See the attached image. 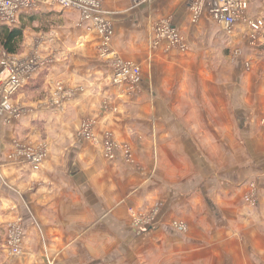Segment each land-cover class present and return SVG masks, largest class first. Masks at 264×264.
<instances>
[{"label": "clouds", "instance_id": "clouds-1", "mask_svg": "<svg viewBox=\"0 0 264 264\" xmlns=\"http://www.w3.org/2000/svg\"><path fill=\"white\" fill-rule=\"evenodd\" d=\"M89 2L85 12L75 0H33L37 18L14 49L0 43V264H31L42 225L21 245L17 217L32 213L26 223L54 226L60 264H264V188L245 155L264 146V53L244 43L264 36V0H228L231 21L189 25L191 36L169 31L170 16L129 27L134 0ZM174 53H190L187 63ZM201 68L248 113L243 129L229 121L230 137L217 130ZM237 159L235 207L221 211L212 176ZM198 201L215 213L213 231H178Z\"/></svg>", "mask_w": 264, "mask_h": 264}, {"label": "rangeland", "instance_id": "rangeland-1", "mask_svg": "<svg viewBox=\"0 0 264 264\" xmlns=\"http://www.w3.org/2000/svg\"><path fill=\"white\" fill-rule=\"evenodd\" d=\"M194 2V1H193ZM134 3L139 4L140 0H135ZM195 4H192V12H193V6ZM32 16H35V14L29 15V12H23L19 15L18 21L21 22V24L27 19L29 22L31 21ZM198 23V22H197ZM216 23V22H215ZM170 24H172L170 22ZM220 25L218 22L216 23ZM173 25V24H172ZM177 28V27H176ZM178 29V28H177ZM162 40H167L169 43L170 41L166 37H162ZM264 40V36H256L254 39L253 37L245 40L250 41L248 46H251V43L257 44L259 47H255L254 45L252 48L255 50L257 54L264 53V43H258V41ZM247 43V42H246ZM247 46V45H246ZM206 55H204L205 58H207L209 55L205 52ZM229 53L221 52L220 55L224 56ZM257 59H259V56L257 55ZM241 60V63L243 61L242 57H237V61L239 62ZM196 60L194 61V63ZM257 65L253 64V70L255 71ZM200 75L204 79V99L207 103L210 111L215 115L216 119L220 121V124L217 125V130H222L225 137H230L232 133L231 125L229 121H231V117L234 116L235 121L241 126L243 129L244 123L242 121L243 114L241 112H238L235 110L234 113H231V117L228 118L225 112V109L223 106L219 105L220 100L229 98V94L226 91H230L231 86H228L226 88L225 85L217 83V77L212 72H206L204 68H201ZM246 86L249 88H257V82L252 78L248 77L245 81ZM210 93V94H209ZM222 108V109H220ZM240 116V119H239ZM238 127V125H237ZM260 149L257 148L255 145H253L251 148H247L246 150V159L248 162L249 167L252 169L253 175L257 177V188L261 189L264 188V185H261L259 183V177L264 174V160L262 159L264 154H260ZM244 163V160L237 159L235 160L230 166L225 167L223 163L216 169L214 175L212 176V199L214 200L216 204V208L223 211L227 208H234L235 205L232 203V200L234 197L232 196V192L237 187V182L241 180V172L243 169L241 168V165ZM222 193V194H221ZM201 204L203 207L201 208V212L199 215L193 214L191 217L180 220V221H174L176 229L178 231H183L184 229L188 228L190 223L191 224H199L204 229H206L209 233L213 231L212 224L209 222V217L214 221L216 219L215 213L211 211L209 206L207 205L206 201H198L194 202L195 207H200ZM23 229V227H20ZM23 232V231H22ZM23 237V236H22ZM24 240V237H23ZM4 244V243H3ZM3 250V247H1ZM57 261L54 259V264H56ZM11 264V263H10Z\"/></svg>", "mask_w": 264, "mask_h": 264}, {"label": "crops", "instance_id": "crops-1", "mask_svg": "<svg viewBox=\"0 0 264 264\" xmlns=\"http://www.w3.org/2000/svg\"><path fill=\"white\" fill-rule=\"evenodd\" d=\"M194 0H144V2H140L138 4L139 7H135L133 9V12L131 16L128 18V26L131 27L132 23H139L141 19H148V18H155L157 16H166L171 17L170 22L178 28V30H181L182 32H186L191 36L192 27H189V25L193 26V29L196 28V30L199 32L201 29L211 30L215 25H218L215 23V21L210 17L209 12L207 9H205L198 20H194L193 12H192V4ZM198 22V23H197ZM247 42V43H246ZM250 41H245V46L249 44ZM259 47L254 42L251 43V46L253 47ZM246 46V47H247ZM207 55H209L208 51H205ZM204 52L203 55H206ZM190 53H174L178 57L179 61L187 63V60L185 57L189 55ZM153 55L157 56L158 59L164 61L168 60L169 57L166 55H161L159 53L154 52ZM196 60V58H193V63ZM250 92H252L255 88H248ZM231 91V90H230ZM230 91H226L230 93ZM210 94V93H209ZM219 105L223 106L225 109L226 115L228 118L231 117V113H234L235 110L238 112H241L243 114L242 121L243 123L247 119L248 113L245 109L240 108L235 103H230V99H222L219 102ZM211 107L210 105H208ZM222 109V108H220ZM223 110V109H222ZM231 119H234V116L231 117ZM240 119V116H239ZM257 148L260 149V154H264V146L255 145ZM264 160V156L262 158ZM264 163V162H263ZM35 213H32V215L28 214H22L17 219L19 220L20 227H23L22 236L25 239V233L28 231H31L32 228H36L37 225H42L40 228V231L42 233V241L40 244H38L34 249L33 253L31 255V264H54V259L56 264H60V260L56 259V252L53 251V244L55 239L57 238L56 235H53L52 229L53 225H44V222L42 220H36L34 224L26 223L27 221H30L32 219V216H34ZM24 241V240H23ZM3 239L0 237V252L3 250L1 247H3ZM68 241L65 240V245H67ZM24 252H27V249H23ZM218 256L219 253H216ZM60 259H63V255L61 254ZM9 261L11 264H16V260L10 256Z\"/></svg>", "mask_w": 264, "mask_h": 264}, {"label": "built area", "instance_id": "built-area-1", "mask_svg": "<svg viewBox=\"0 0 264 264\" xmlns=\"http://www.w3.org/2000/svg\"><path fill=\"white\" fill-rule=\"evenodd\" d=\"M135 1V0H134ZM138 1V0H137ZM77 5L81 6V10L87 12L93 7L89 0H75ZM193 6V17L194 20H198L201 13L207 9L210 17L217 23L231 21V16L233 10L228 7V0H194ZM35 4L33 0H0V20H6L9 24L18 21L19 15L23 12H29V10L34 9ZM7 25V24H2ZM0 25V26H2ZM229 28H232V24L229 23ZM172 27L176 28L174 25L169 23V31H172ZM177 29V28H176ZM178 30V29H177ZM166 37L170 43L171 38ZM255 37H253L254 39ZM11 239V237H9ZM18 239L21 245L23 244L22 232L19 234ZM7 251L11 253L12 248H8Z\"/></svg>", "mask_w": 264, "mask_h": 264}, {"label": "trees", "instance_id": "trees-1", "mask_svg": "<svg viewBox=\"0 0 264 264\" xmlns=\"http://www.w3.org/2000/svg\"><path fill=\"white\" fill-rule=\"evenodd\" d=\"M37 17L32 16L31 20ZM23 23L19 28H9L8 25L0 26V43H4L9 50L14 49L16 41L20 38Z\"/></svg>", "mask_w": 264, "mask_h": 264}]
</instances>
